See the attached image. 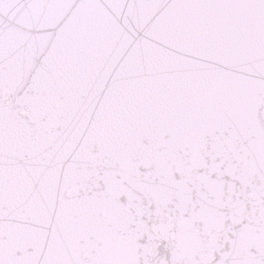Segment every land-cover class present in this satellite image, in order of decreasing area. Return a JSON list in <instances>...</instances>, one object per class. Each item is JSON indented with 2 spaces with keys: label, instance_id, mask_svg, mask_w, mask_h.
I'll list each match as a JSON object with an SVG mask.
<instances>
[{
  "label": "snow or ice",
  "instance_id": "snow-or-ice-1",
  "mask_svg": "<svg viewBox=\"0 0 264 264\" xmlns=\"http://www.w3.org/2000/svg\"><path fill=\"white\" fill-rule=\"evenodd\" d=\"M0 264H264V0H0Z\"/></svg>",
  "mask_w": 264,
  "mask_h": 264
}]
</instances>
